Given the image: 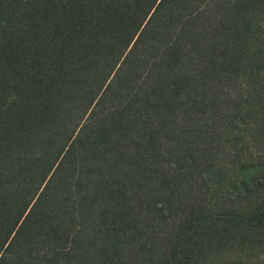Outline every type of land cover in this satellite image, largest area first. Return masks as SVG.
I'll return each instance as SVG.
<instances>
[{
  "label": "trees",
  "instance_id": "trees-1",
  "mask_svg": "<svg viewBox=\"0 0 264 264\" xmlns=\"http://www.w3.org/2000/svg\"><path fill=\"white\" fill-rule=\"evenodd\" d=\"M0 264H264V0H0Z\"/></svg>",
  "mask_w": 264,
  "mask_h": 264
}]
</instances>
